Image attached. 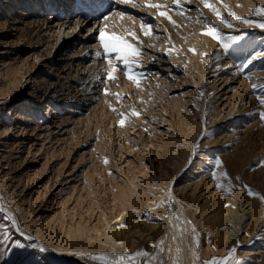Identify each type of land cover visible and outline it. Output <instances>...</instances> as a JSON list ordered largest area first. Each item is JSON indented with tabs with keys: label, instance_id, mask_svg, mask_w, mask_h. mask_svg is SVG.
I'll return each instance as SVG.
<instances>
[{
	"label": "rangeland",
	"instance_id": "obj_1",
	"mask_svg": "<svg viewBox=\"0 0 264 264\" xmlns=\"http://www.w3.org/2000/svg\"><path fill=\"white\" fill-rule=\"evenodd\" d=\"M84 1L0 0V264H50L41 242L69 250L55 256L64 264L81 263L79 254L88 264H162L170 224L147 204L162 206L172 191L178 213L187 211L214 245L210 210L194 205L196 197L203 205L204 192L178 190L206 169L215 174L221 213L236 210L242 194L264 215V13L256 14L264 0H110L99 11L83 10ZM213 27L226 47L202 35ZM102 31L139 56L125 65L105 51ZM131 193L141 205L129 213ZM127 218L138 223L137 244H120L121 253L113 247L111 260L112 249L96 238ZM152 226L165 231L148 246ZM257 226L246 241L242 235L246 252L236 264L262 263L264 217Z\"/></svg>",
	"mask_w": 264,
	"mask_h": 264
},
{
	"label": "bare ground",
	"instance_id": "obj_2",
	"mask_svg": "<svg viewBox=\"0 0 264 264\" xmlns=\"http://www.w3.org/2000/svg\"><path fill=\"white\" fill-rule=\"evenodd\" d=\"M85 1L81 5L83 10L91 9L93 11H99V10L105 8V6H107V4L109 3L110 0H87L86 2ZM95 23L96 22H93V24H95ZM70 29H72V27L70 25L65 28V31H64L65 35L70 36V33H69ZM87 29L89 32H91L92 26L87 27ZM77 36H80V35L78 34ZM63 39H64L63 41H65L66 36H64ZM71 42H72L71 40H68V41L66 40L64 45L66 44L65 46H69V44ZM94 44L95 43L90 42L89 45H94ZM261 57H259V58H261ZM222 78H223V76H222ZM223 80L224 81L221 84L228 83V81H229V79H226V78H224ZM216 82H217L216 80H213L212 82H209V84H216ZM207 99H208L207 104L203 109L204 115H205V113H207V111L209 109L208 102L212 99V96L208 95ZM207 119L208 118H206V121H207ZM206 160H208V159H206ZM207 163H208V161H206L205 164H207ZM192 173H197V172L193 171ZM214 184H215V179H214L213 173H210V171L208 169H206V171L203 174L199 175L197 181L185 184V185L181 186L180 188H178V190L180 192H185L187 190H189V191L191 190V192H198V191L204 192L205 202L203 203V205L198 204V197L195 198L196 203H194V205H196V207H198L199 209H202L203 206L206 205L207 209L210 210L209 211L210 216L206 219L205 223H208L209 229L217 227L216 228L217 241L215 242L214 245H211V244L209 245L208 240H206L205 233L203 234L197 228V226L196 227L193 226V224L191 222L192 220H191L189 213L187 211H184L183 215H180L178 213L177 206H176V201L178 200V196L174 193V191H172L169 194L164 195L162 197L165 199L164 201H161L162 203L160 202L162 204V206H160V204L155 205L153 203L147 204L148 206H150L149 207L151 210L149 212L150 215L159 214V216H165L167 218V221L170 224V228H169L170 234L169 235H170L171 240L168 243L169 249H168V251H166V254L164 256V260H163L162 264H205V260H207V262L209 264V262L216 260L218 258L217 255L223 253L225 250L228 249L229 246H232V251H231L232 255L230 257H228V260L226 262H223V264H236L237 261L240 259V257L243 254H245V252H246L245 249L242 247H239L242 243V242H240V240L243 239L242 235L244 233L249 234V235H246L244 237V239L246 241L247 239H249L251 237L250 236L251 233L254 234L256 232L257 227H258L257 225H258L259 221L262 220V217H264L263 208H262V206H260V205L258 206L254 202H250V201L246 200V197L244 198L242 194H239V196L237 197V199H235V202H234V204L236 206V210H233L234 208L231 206V207H228L225 210V212L221 213L222 202L220 201L219 193L216 189L211 188L212 186H214ZM186 201H189L188 203L191 205V202L193 203V198L192 199L186 198ZM127 203H128L127 208L129 209V213H131V208L140 207L141 199H140L139 195L131 193L130 199ZM203 212H204V210L203 211L201 210V212L199 213V216L201 218L206 217V215L204 217L202 216ZM7 216H9V218L14 223L13 226L16 227L17 226L15 223L17 221L16 217H14L13 214H7ZM118 216H121V217L120 218L118 217L117 221L115 222V225L122 223L121 221L124 219V216L122 214H119ZM248 220H250V222L246 224L245 222H247ZM125 221H126V224L120 225V226H115L110 231H106L107 229L102 230L100 232L99 237L96 238V239H98L97 241H99L101 244H103L109 250H111L113 247L116 246L117 247L116 251L118 253H121L123 250L120 247V244H122V243L126 247H130L131 249H134L136 244H137V240H136L137 239L136 238L137 232L132 231V229H134V227H136L138 223L132 218H127V219H125ZM106 222H107V225L110 224L108 221L105 220L104 223L106 224ZM219 225L226 227L225 230L218 229V227H221ZM145 231H147V232L149 231L148 235H149L150 239H149V242L147 244H148V246H150L152 244L151 243L152 240H154L158 234L163 233L165 231V229H164V227H156L155 228V226H152ZM38 234H40L39 231L36 234V236L39 238L40 236ZM169 235H168V237H169ZM71 236L72 235L70 232H68L66 234V237H65L66 241L65 242L67 244H69L70 239L72 238ZM28 237L30 238V236H28ZM165 242H167V241H165ZM39 247H40V249L41 248L44 249V251H42L43 253H45L44 259L49 260L48 263H50V264H64V263L60 262L59 259H56L55 256H61V255L63 256V255L68 254V253L70 254L69 250L63 251L62 247L58 248V249L54 248V247L49 248L50 246H48L47 244L42 243V242H41V245ZM96 247H97V245H96ZM171 251L173 252L174 257H175L174 262H172V260H171V256H170ZM35 253H36V251H35ZM112 253H113V249L111 250V257L110 258H111V260L112 259L114 260V254H112ZM252 255H254V254L251 251V254H249L248 257L254 258V257H252ZM79 256H81V257H79ZM79 256H77V259L81 260V263H79V264H88L87 263L88 261L84 257H82V254H79ZM123 256L129 257L126 255V253ZM133 256H135V255H133ZM149 258L151 259V261H153V259L151 257H149ZM126 260L128 261V259H126ZM132 260H133V258H132ZM96 261L94 264H102V263H99ZM151 263H153V262H151ZM103 264H107V263H103ZM110 264H113V263H110ZM122 264H127V263L124 262ZM261 264H264V258H263V261Z\"/></svg>",
	"mask_w": 264,
	"mask_h": 264
},
{
	"label": "snow or ice",
	"instance_id": "obj_3",
	"mask_svg": "<svg viewBox=\"0 0 264 264\" xmlns=\"http://www.w3.org/2000/svg\"><path fill=\"white\" fill-rule=\"evenodd\" d=\"M178 2V0H177ZM209 6V5H206ZM261 13H264V9L261 8H257L256 9V14L260 15ZM160 15L164 16L166 15L165 13L161 12L159 13ZM235 19H241L240 17H235V14H233ZM244 23H249V21H247L246 19L243 20ZM223 23H225L228 27H233V25L228 24L227 21H223ZM259 27L264 28V23L259 24ZM219 30L216 28H212L211 31H207L205 33H202V35H208L211 36L213 39H218L219 42L221 43L222 46H227L226 43L224 42L223 38L220 37L218 35ZM100 37H101V43L105 49L106 52L110 51V50H114L117 52V59H122L125 65H128L131 63L130 59L128 58L129 56L132 57H136L139 56V52L134 49L130 44L127 43L126 40H124V38L122 37H117L115 35L109 37L108 40H105V33L102 31L100 33ZM191 51L195 52L194 49H191ZM121 53H124V55H121ZM258 55H264V53L258 54ZM254 59V57L252 58ZM248 63H251V59L248 61ZM129 73H131V69L129 68ZM128 79H133V76L131 74L128 75ZM253 88L255 89V85H253ZM259 102L262 106H264V97L258 98ZM135 115H139V113H135ZM262 118H264V113L261 114ZM120 123L123 125L124 120L122 119L120 121ZM219 161H217V164L219 165ZM214 178H215V174H213ZM225 178H227V174H224ZM217 187H220V184H217ZM253 193L251 191H249V195H252ZM17 247L23 248L24 245H17ZM41 251H44L43 248L40 249ZM137 255H140V253H137ZM92 259H97V257H92ZM123 259V258H121ZM209 264H219V262L213 260L211 262H209Z\"/></svg>",
	"mask_w": 264,
	"mask_h": 264
}]
</instances>
